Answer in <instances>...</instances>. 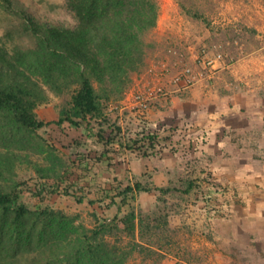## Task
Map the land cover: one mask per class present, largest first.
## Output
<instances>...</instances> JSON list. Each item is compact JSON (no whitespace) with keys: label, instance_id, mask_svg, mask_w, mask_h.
<instances>
[{"label":"rangeland","instance_id":"1","mask_svg":"<svg viewBox=\"0 0 264 264\" xmlns=\"http://www.w3.org/2000/svg\"><path fill=\"white\" fill-rule=\"evenodd\" d=\"M10 1L9 9L0 2V44L9 49L13 45L34 46L18 13L42 23L74 26L67 0ZM155 1L158 18L156 26L144 35V68L119 98L104 102V119L80 122L78 127L68 123L59 126V113L68 107L72 91L59 95L47 91L48 100L36 109V115L50 125L37 131L40 138L35 137L20 152L22 158L15 168V179L27 185L21 201L30 208L47 205L78 216V221L91 229L101 223L122 227L120 219L133 209L144 219V226H149L148 231L142 235L136 232L134 238L121 228L103 235L105 241L129 253L128 264H264V80H256L264 72V0ZM203 49L221 52L226 65L198 83H211L217 72L229 73L242 61L246 63L240 71L250 69L255 76L247 74L251 79L232 83L242 96L225 106L222 116L226 121L212 126L218 136L217 150L209 147L214 135H209L208 127L170 122L173 107L166 98L176 87L171 83L173 76H162L158 68L170 54L175 63L182 59L191 64L192 53L202 56ZM179 51L182 57H178ZM154 78L164 85L167 95L154 99L147 112L140 114L131 107L108 111L109 104L120 105L126 94L131 92L132 97ZM254 88L255 92H247ZM150 110L162 113L157 121L149 123ZM147 134L160 138L156 150L149 152L152 164L179 167L165 174L166 179H173L169 183L154 177L153 165L150 170L140 167V157L145 156L139 152L144 148H128ZM108 137L112 144L105 143ZM47 147L64 166L61 181L52 178L46 182L49 187L57 184L62 192L51 196L44 192L39 199L32 194L39 183L35 168L47 165L44 157L51 153ZM172 147L177 149L175 153ZM138 178L146 185L155 182L172 192L142 193L136 200L127 198V204H121L116 193ZM187 181L193 188L185 195ZM5 186L6 182L0 181V188ZM64 189L100 204L92 208L87 202L79 204L72 196H65ZM113 197L116 204L112 206L109 201ZM32 261L31 255H24L16 264Z\"/></svg>","mask_w":264,"mask_h":264},{"label":"trees","instance_id":"2","mask_svg":"<svg viewBox=\"0 0 264 264\" xmlns=\"http://www.w3.org/2000/svg\"><path fill=\"white\" fill-rule=\"evenodd\" d=\"M4 8L10 0H0ZM68 14L74 26L64 27L42 23L31 15L18 13L23 19L22 29L34 39V46L10 49L0 44V264H16L18 257L31 255L32 264H128L129 253L116 243L103 238L105 233L121 228L134 238L148 227L144 219L131 209L119 224H98L87 228L78 216L43 206L30 208L21 201L27 188L17 181L16 165L20 152L37 137V131L49 122L39 120L36 109L47 102V91L59 95L72 91L68 107L60 111L59 126L68 123L78 127L90 119H104V102L119 98L145 65L144 35L156 26L158 6L155 0H67ZM100 141L103 137L98 135ZM159 137L147 134L134 141L132 151L148 157L156 150ZM41 140V139H40ZM108 137L105 143L112 144ZM44 159L47 165L37 166L39 183L35 197L44 192L59 194V186L49 187L48 179L61 181L63 161L53 155V149ZM177 149L171 148L173 153ZM43 180V181H42ZM193 183L185 182L187 195ZM171 193L172 189L136 182L116 193L127 204V198L136 200L141 193ZM77 203L84 197L64 189ZM95 201L88 200L89 204ZM109 203L116 204L115 198ZM165 219L166 226L168 221Z\"/></svg>","mask_w":264,"mask_h":264},{"label":"crops","instance_id":"3","mask_svg":"<svg viewBox=\"0 0 264 264\" xmlns=\"http://www.w3.org/2000/svg\"><path fill=\"white\" fill-rule=\"evenodd\" d=\"M170 53V52H169ZM164 59V58H163ZM245 61H242L238 64H236V68L227 73L224 71H219L216 73V76L211 83H204V82H199L195 84L193 87L190 88L187 92L184 94L181 93H172L170 96H168L166 99H169V103L172 105V110L169 111L171 112V120L170 122H176V123H181L183 124L184 122H188L189 124L193 125H204L208 127L211 130V133L209 135H214L213 137L210 136V142H209V147L212 145L215 146V150H217V141L216 136L217 134L215 133V128H212V126L216 125L219 122H224L226 120L223 119L222 114L225 111V106L229 102H235L238 100V96H242L241 90H237L235 85H233V82H238V80H244L243 78H250L252 76V71L250 69H244V71H240V67L242 64H245ZM175 61L174 57H172V54H170L169 58H166L165 61H161L158 65L159 70H164L168 69L169 76H172L178 71V68L175 66ZM146 67V66H145ZM140 73V72H139ZM251 76H248V75ZM138 75V73H137ZM137 75L132 76V82L134 83L135 80H137ZM252 78H255V76H252ZM155 79V78H154ZM168 79V78H167ZM227 80V81H226ZM234 80V81H233ZM256 80H264V72L260 73V77L256 78ZM158 82V80H152L150 84L145 85L149 83L146 81V83L143 86L142 90H148L152 89L154 85ZM254 89H249L247 92H255ZM130 95V97H129ZM254 96V95H253ZM131 92L130 94H126L122 100L121 104H126V107H131ZM165 99V100H166ZM164 100V99H163ZM112 104L108 105V111H112L110 109ZM159 111L157 110H150L149 113V123L157 121L158 116H160L162 113H158ZM233 114V112H231ZM162 118V117H161ZM169 120V119H168ZM221 120V121H220ZM162 121V120H160ZM167 120H164V122ZM213 130V131H212ZM209 150H211L209 148ZM211 153V152H209ZM140 167L142 166L143 169L145 168L146 170L152 169V160H150L149 157H140ZM154 166V165H153ZM155 169V175L154 177H160V180H163L165 178V174L168 173L170 170H178L179 167H165V165H155L153 170ZM166 179V178H165ZM173 179H166V182L169 183ZM137 182V181H136ZM138 182L144 184L140 178H138ZM155 184V182H154ZM152 184V185H154ZM156 186V185H154ZM158 187V186H157ZM152 193V192H151ZM157 193V192H154ZM142 194V193H141ZM147 194V193H144ZM116 200V199H115ZM85 202L88 203V200H84L80 204H84ZM95 204H100L98 202H94L93 204H89L91 208ZM115 205V204H114ZM113 206V205H112ZM110 208V207H109ZM127 214V213H126ZM125 214V215H126ZM138 214V213H137ZM97 215V213H94L93 216ZM100 216V213L97 215ZM100 220V219H98ZM103 222V221H101ZM138 230V229H137ZM136 230V232H137ZM137 234H135L136 236Z\"/></svg>","mask_w":264,"mask_h":264},{"label":"built area","instance_id":"4","mask_svg":"<svg viewBox=\"0 0 264 264\" xmlns=\"http://www.w3.org/2000/svg\"><path fill=\"white\" fill-rule=\"evenodd\" d=\"M180 52V51H179ZM202 56H197L192 53L191 64L183 63L182 59H178V63L175 65L178 71L173 74L171 83L176 87L173 92L185 93L190 90L199 80L203 79L209 72L216 71L222 66L226 65L224 55L221 52L214 51L213 53L207 52L205 49L202 51ZM177 54V52H176ZM178 57H182L181 52L178 53ZM161 75H168L169 70L164 69L160 71ZM164 85L156 83L152 89L135 91L132 94L131 108L136 109L140 114L145 113L149 110L152 101L159 97H165L167 93L164 91ZM126 104L111 105L110 109L123 111L126 109Z\"/></svg>","mask_w":264,"mask_h":264}]
</instances>
